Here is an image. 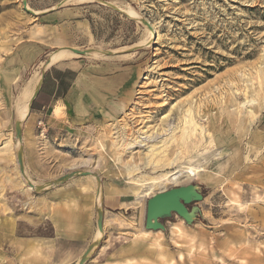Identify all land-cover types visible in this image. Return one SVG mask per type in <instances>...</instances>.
Wrapping results in <instances>:
<instances>
[{
    "label": "rangeland",
    "instance_id": "374dc122",
    "mask_svg": "<svg viewBox=\"0 0 264 264\" xmlns=\"http://www.w3.org/2000/svg\"><path fill=\"white\" fill-rule=\"evenodd\" d=\"M22 1L0 0V170L6 169L0 173V264H76L96 239L84 264H264V0H25L26 7ZM132 46L138 48L128 51ZM61 47L114 53L74 54L46 66ZM73 61L110 78L111 100L103 109H119L112 118L102 113L90 133L68 123L49 127L61 119L48 117L51 77L57 94L64 91ZM43 72L46 80L28 110L27 88ZM40 107L41 117L25 124L17 143V122ZM111 124L127 135L143 131L122 148L120 160L96 147ZM20 145L35 189L18 169ZM151 155L176 159L157 173L189 163L202 169L196 179L166 187L200 185L201 215L188 225L173 214L161 237L144 233L148 197L127 204L133 199L122 194L127 201L118 208L109 207L105 193L123 187L125 165L143 166ZM151 168L141 173L151 175ZM85 170L99 180L75 176L37 189ZM79 195L89 196V206ZM99 205L103 233L96 236ZM172 224L180 225L175 234Z\"/></svg>",
    "mask_w": 264,
    "mask_h": 264
},
{
    "label": "bare ground",
    "instance_id": "6f19581e",
    "mask_svg": "<svg viewBox=\"0 0 264 264\" xmlns=\"http://www.w3.org/2000/svg\"><path fill=\"white\" fill-rule=\"evenodd\" d=\"M134 15H135V17L137 16V14H134ZM92 54L95 55L96 53H92ZM92 54H91V56H92ZM71 55H74V53L72 51H70L69 49H67L65 47H61V48L57 49L56 51H54L51 54V56H49L50 57V63L49 64H52L58 60L64 59V58L69 57ZM38 82H39V79L37 78L35 83H34V88H31V86H28L27 94L29 95V97L31 96V94H33V91L35 90ZM26 106H27V101L24 103V105H23L24 108L22 109V112L20 113V115L22 117L24 115H26L25 111H24ZM102 113H104L106 115V118L107 117L112 118L115 114L119 113V109H117L116 107H111V108L109 107L106 109H102ZM61 115H62V108H61V106L56 105L52 110L50 118L53 121L58 120L59 118H61ZM20 119H22V118H20ZM112 122L114 123V120ZM228 123H229V121H228ZM242 123H243V121H242ZM232 124H233V121L230 123V125H232ZM118 125L119 124H111V132H109L108 134L107 133L103 134L102 138L100 140H97V146H96L97 148L101 149L105 154H108L106 151H108V152L110 151V152H112V154L117 155V156H115L116 160H120L119 158H120V152L122 153V148L124 146L129 145L132 141L134 143V141H137L136 140L137 138L140 139V137H141L140 134L143 133L142 130L138 129V130H135V132L127 135L125 133L126 129L124 130V128H122V125L121 126L120 125L118 126ZM125 137H127V138H125ZM17 143H18V140H17ZM17 143H14V145L17 146L16 145ZM154 153H155V151H153L152 153L150 152V154H154ZM147 155L148 154H146V156ZM154 155H151V156H153V159H150V156H149L148 157L149 159L147 158L146 161L144 160L145 163H143V166H139L135 163L125 165L124 166L125 181H124L123 187H122V185L121 186L112 185L106 189V191H105L106 195H108L112 198H118L121 194L129 195L132 197L133 200H130L127 204L141 202L145 198L154 194L155 190L161 191V190L166 189V187L169 184H178V183L185 181V180L196 179V177L201 175V172H202L201 165L199 163L192 164L189 162H188L189 164H187L186 166L182 165V166L177 167L174 170L171 169L172 171H162V172L157 173V170H161V169L163 170V168H165L166 166L174 164V162H176V159L165 157L162 155L159 157H156ZM154 157H156V159ZM14 158H15L14 153L7 156V159H9V160H14ZM87 163L88 162L85 159L80 162V164H84V165ZM148 165L152 166L151 175L146 174V173H141L142 172L141 168H143L144 166L148 167ZM120 175L122 176V172ZM25 181H27V188L31 189V187L28 185L27 178H25ZM99 194H100V189L98 187L97 193L95 196L96 202L99 199ZM178 227H180V225H178ZM178 227H177V225L172 224L171 229H172L173 234H175L176 230H178ZM148 231L149 230H147V232ZM158 233H161V232H158ZM99 234H101V233L99 231H97L96 236H98ZM179 236L181 238V235H179ZM159 237H161V236H159Z\"/></svg>",
    "mask_w": 264,
    "mask_h": 264
},
{
    "label": "water",
    "instance_id": "95a60500",
    "mask_svg": "<svg viewBox=\"0 0 264 264\" xmlns=\"http://www.w3.org/2000/svg\"><path fill=\"white\" fill-rule=\"evenodd\" d=\"M63 2H61L60 4H62ZM103 3L130 17V14L124 12L121 9L116 8L112 4L107 2H103ZM22 4L24 7H26L25 0L22 1ZM30 12L32 13V11ZM144 23L150 28V25L147 21L144 20ZM65 48L72 51L75 55H80V56L91 55L92 53L105 54V55H112L114 53V51L111 50H99L94 48H85V49H79L75 47H65ZM136 48L138 47L132 46L130 49H128V51L129 50L133 51ZM49 63H50V58H48L46 62V66H48ZM43 77H44V72L41 74L40 81L36 85V88L33 91L30 101L28 102V110L31 109V102L35 98V96L37 95L40 89ZM21 126H22V120H19L16 124V129H15V136L19 144L22 141ZM16 163L18 165V169L21 175L26 178L24 166H23V148L21 145L18 146L16 150ZM84 175L85 176L91 175L96 177L97 180H99L96 174L88 170L80 171V172L71 171L59 176L53 181L48 182L46 185L38 186L37 189L44 190L49 186L56 185L60 182L66 181L75 176H84ZM28 185L31 188L34 189L36 188V186H34V184H32L30 181H28ZM202 199H203V195L201 192V187L196 183H187L184 185H178L168 189L157 191L146 199L144 228L146 230H152V231H158V230L165 231L166 227L162 222V220L170 218L173 214L179 216L186 224L189 225L194 220H196L198 216L201 215V209L198 205V202L202 201ZM96 212H97L96 226L98 231L100 233H103V226H102L103 211L101 209V205L97 206ZM97 242L98 240L96 239L87 246V248L80 256L76 264H84L88 253L96 246Z\"/></svg>",
    "mask_w": 264,
    "mask_h": 264
},
{
    "label": "crops",
    "instance_id": "0c3cea01",
    "mask_svg": "<svg viewBox=\"0 0 264 264\" xmlns=\"http://www.w3.org/2000/svg\"><path fill=\"white\" fill-rule=\"evenodd\" d=\"M37 57V56H35ZM74 67H76L75 73L73 75V78L69 81L68 85L65 87L64 91L57 94L58 90V80L55 78H52L54 83L53 90L50 92V102L47 105V109L49 110L48 117H50L53 108L56 105L61 106L63 111V116L58 122L51 123L49 127H55L61 124L72 125V127L79 129L80 131L84 133H90L91 131H94L95 129V122L98 120V118H102V109L110 103V97H111V84H110V78H107L102 75H93L91 72L95 68L93 67H81L80 64L77 62H71ZM69 64H65V68H62L61 71H64V69H71L72 66H68ZM61 69V68H58ZM47 75L44 76L43 80H46ZM44 82L42 83V85ZM42 89V86H41ZM61 104V105H60ZM43 107H40V109H33V113H31L27 119H25L22 122L21 131L24 138V132H25V124L27 122H30L33 120H38L41 117ZM7 116V115H6ZM65 118L63 119V117ZM72 123V124H70ZM53 125V126H52ZM67 125V124H66ZM81 126V127H80ZM34 142H31V144ZM35 145L38 144V142L34 143ZM2 146L0 145V149ZM13 150V149H12ZM23 149V157L25 155ZM11 162V160L7 159L6 163ZM0 160V164H3ZM2 170H6L3 167H1L0 173ZM8 170V168H7ZM84 191V190H82ZM80 194V193H79ZM80 196V195H79ZM108 198V201H110L111 205L109 207H122V203H126V199H123L122 194L118 198ZM79 201L82 205L85 204V206H89V196H80ZM166 229L167 225L165 221L163 222ZM145 233H148V235L152 237H159L163 235V231H152L147 230L144 231ZM153 232V233H152ZM161 232V233H158ZM25 239V238H22Z\"/></svg>",
    "mask_w": 264,
    "mask_h": 264
},
{
    "label": "trees",
    "instance_id": "16d2710c",
    "mask_svg": "<svg viewBox=\"0 0 264 264\" xmlns=\"http://www.w3.org/2000/svg\"><path fill=\"white\" fill-rule=\"evenodd\" d=\"M165 220H167V219L162 220V222H164Z\"/></svg>",
    "mask_w": 264,
    "mask_h": 264
},
{
    "label": "built area",
    "instance_id": "2783aa9c",
    "mask_svg": "<svg viewBox=\"0 0 264 264\" xmlns=\"http://www.w3.org/2000/svg\"><path fill=\"white\" fill-rule=\"evenodd\" d=\"M42 132V131H41Z\"/></svg>",
    "mask_w": 264,
    "mask_h": 264
}]
</instances>
